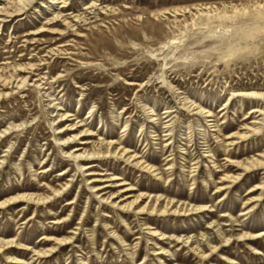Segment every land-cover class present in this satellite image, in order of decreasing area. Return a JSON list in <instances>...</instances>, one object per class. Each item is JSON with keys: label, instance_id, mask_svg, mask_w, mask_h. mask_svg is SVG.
Returning <instances> with one entry per match:
<instances>
[{"label": "rangeland", "instance_id": "1", "mask_svg": "<svg viewBox=\"0 0 264 264\" xmlns=\"http://www.w3.org/2000/svg\"><path fill=\"white\" fill-rule=\"evenodd\" d=\"M48 5L37 0L9 18L0 11V74L10 81L0 84V131L11 126L0 141V200L20 192L49 197L0 209V241L30 247L11 249L20 263L0 255V264H264V235L241 237L264 231V188L256 189L264 168L222 181L243 173L227 158L264 155V98L244 94L264 92V0H69L64 14L90 18L82 36L47 22L62 10ZM190 101L213 116L193 114ZM254 108L261 110L252 114ZM253 121L258 131L227 145ZM14 123L21 125L12 129ZM67 124L75 128L59 133ZM88 127L97 133L91 138L123 142L162 177L125 158L66 157L60 137ZM80 141L67 149H94ZM208 146L212 157H204ZM225 184L231 186L219 189ZM141 194L138 207L161 196L162 205L170 199L208 209L180 216L122 208ZM251 197L259 199L249 203ZM198 246L206 259L192 251ZM52 247L49 257L34 255Z\"/></svg>", "mask_w": 264, "mask_h": 264}, {"label": "bare ground", "instance_id": "2", "mask_svg": "<svg viewBox=\"0 0 264 264\" xmlns=\"http://www.w3.org/2000/svg\"><path fill=\"white\" fill-rule=\"evenodd\" d=\"M5 0H0V11L3 12V14L5 15V18H9V17H13V16H21L27 13V11L29 9H31V7L34 5V3H36L37 0H19L18 2H13L15 9L13 11H8L6 9V5L9 4L13 7L11 2H4ZM69 0H49V5L48 7H54V6H60V9H62L60 12L56 13L53 18L49 19L47 22H57V21H61L63 23V25H65L67 27V31H75V33H77V35L82 36V34H80L79 28L81 27V23L83 22V24H90L89 21V17L86 15H82V13H74V12H70L68 14H64V7L68 6ZM2 4V5H1ZM70 6V5H69ZM92 6H94V3H91L89 5H86V9L87 8H91ZM2 8V9H1ZM94 8V7H93ZM38 11V10H37ZM4 20V19H3ZM0 19V21H3ZM51 22V23H52ZM39 30V29H38ZM46 31H50L51 29H45ZM37 31V30H35ZM31 32V34L33 35H37L38 32ZM41 31V30H40ZM55 33V32H53ZM58 33V32H57ZM60 33V32H59ZM68 33V32H65ZM63 34V33H61ZM36 42L39 40L38 37H34L33 38ZM67 45V44H66ZM61 46H63L61 44ZM56 49V48H55ZM54 49L50 50L49 52L53 53ZM6 69V68H4ZM10 83V81L8 82V80L3 77L2 74H0V84L3 86H7ZM239 94V93H238ZM242 93H240L241 95ZM245 95H249L252 97H262L264 98V92H258V91H250V92H246L244 93ZM53 100V99H52ZM189 108L194 111L193 114H198V115H204V117H211L213 116V113L210 110H206L203 106L198 105L195 103V101H190V105ZM224 109V108H223ZM261 109L259 108H254L251 113L254 114L256 112H259ZM92 112V110L90 111ZM173 111L172 110H167L165 113L168 115L165 116V118H169L171 116V113ZM72 115V114H71ZM93 114H89L88 118H90ZM150 115H153V113L151 112ZM67 113L66 114H62L61 117H63L62 119H60V121H63L65 119H68L67 117ZM172 120V118H169L165 123V126L168 127L167 131L168 133L165 135H171L169 136L166 141H170L172 140L173 137V129L169 128L171 123L170 122ZM254 122V127L250 126L247 127V131L245 133H232L228 139L229 142L227 145H232V144H237L239 141L237 140L238 138L241 139H246L249 136V133L252 132H256L259 130V126H256L255 123L258 122ZM12 124V123H11ZM21 124H17L14 123L12 129L19 127ZM82 125V124H81ZM74 125L72 124H67L64 125L63 127H61V129L59 130V133L67 132L69 130L74 129ZM11 132V126L6 127L5 129L0 131V141H2V139L4 137H6L9 133ZM166 132V131H165ZM97 135V133L90 129L89 127L87 129H84L81 133L79 134H74V135H70L69 137H60V146L62 148V150L65 152V156L66 157H71L77 161H82V160H91V159H95V160H99L100 158H102L103 160L105 159H121V158H125L126 161H131L135 164V166H139L141 169L148 171L150 173H153L155 175H158L160 177L161 176V172L159 171L158 168H156L155 164H152L151 162H149L148 160H145L144 157H141L138 155L137 152L133 151L130 147L123 145V142L118 141L117 139H107L105 137H100L97 140L91 138L90 136H94ZM81 137H90V138H81ZM237 138V139H236ZM77 139H81L80 144L83 145H88V144H93L94 149L92 151H89L85 146L80 147H74V150L70 151L67 148L71 145V143L75 142ZM168 144V142H167ZM166 145V144H165ZM80 149H84V151L82 152H77ZM207 150H205V154L204 157H212V151L210 146H208L206 148ZM5 155V154H4ZM262 158H252V159H247L246 161H240V160H235V159H231V158H227V161H229L230 165L233 166H237V167H241L243 169V173L237 175V176H229L226 175L222 178V181H233V182H237L243 175L244 172H250V171H254L256 169H260V168H264V155L261 156ZM171 159V158H170ZM169 159V160H170ZM5 159H1L0 160V164L4 163ZM216 164V163H215ZM79 165L81 166L82 170H88L91 167H93L92 165L89 164H82L79 163ZM1 167V165H0ZM219 167V166H217ZM96 172L94 171H90L89 174H94ZM64 174V173H63ZM115 179H119L117 176L112 177L110 179V181H113ZM92 181H97V180H92ZM120 185V184H119ZM108 186V184H107ZM106 185L104 187H107ZM231 185L230 184H225L224 187H219V189L224 190L229 188ZM93 188L95 190H100V189H104L103 186H97L94 185ZM263 189L264 188V184L260 187L258 186L256 189ZM131 189V188H130ZM254 190V189H253ZM253 190H250L249 192H252ZM219 191V190H217ZM56 193H60V191H55ZM144 195L141 194L139 197H137L136 199H134L131 202H125L124 204H122V208H133V207H138L136 206L137 203L139 202V200H142V197ZM49 197H44L40 194H35L32 192H20L17 193L15 195L6 197L2 200H0V209L2 208H6L10 205H13L17 202H25L27 204H34V205H41L44 204L48 201ZM107 201L109 200V198H104ZM259 198H254L251 197L249 200V203H253L256 202ZM161 196L158 197L157 200H152V198L149 196L148 197V201L137 208L139 209V212L144 213V212H150L151 215L155 214V213H159V215H190L193 213H197V212H201V211H206L208 208L205 205H200V206H194L191 205L189 206L188 204L185 205L186 203L184 202L183 204L180 202L175 203V200H167L165 201V204L162 205L161 203ZM154 201V203H153ZM69 203H72L69 202ZM116 204V202H114ZM250 211V209H248V211H245L244 214H247ZM65 220H59L56 221L57 223H61ZM217 232L219 233V235L221 236L222 233L220 231V229L218 228ZM155 234L152 235H157V231L154 230ZM162 236V238H166V234L161 233L160 234ZM260 235H264V231L260 234H244L241 237H243V239L246 240H250V239H254L257 237H260ZM205 237V236H204ZM45 240H50V241H55L57 243H61L62 241H64L62 238H56L53 236H44ZM161 238V239H162ZM179 238H183L182 236ZM226 242L230 241V239H224ZM66 241V240H65ZM183 241L186 242V244L190 243V239H184ZM12 248H18V249H22V250H29L30 247L26 244L20 243L17 240H15V238H13L12 240H8V241H0V255L6 257L7 261L10 263H20V262H16L15 257H12L11 254V249ZM218 246H213L211 249L212 251H215V249H217ZM56 250V247H52V248H48L46 250H35L34 251V255L37 256V258H44V257H49L51 256V254ZM192 251H196L197 254L200 256L201 259H206L209 255V253H205L199 246L198 247H193ZM164 252L166 253V250H164ZM159 253H163V251H159L157 252ZM230 262V261H229ZM234 263V261H233Z\"/></svg>", "mask_w": 264, "mask_h": 264}]
</instances>
